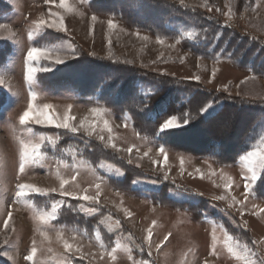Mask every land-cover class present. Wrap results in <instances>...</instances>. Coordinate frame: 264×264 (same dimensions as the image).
Returning <instances> with one entry per match:
<instances>
[{"label":"rangeland","instance_id":"obj_1","mask_svg":"<svg viewBox=\"0 0 264 264\" xmlns=\"http://www.w3.org/2000/svg\"><path fill=\"white\" fill-rule=\"evenodd\" d=\"M3 1L10 10L0 15V25H8L14 35L9 37L6 29L0 30V35L9 37L0 39V77L10 80L12 86L0 85V186L5 189L0 192V200L5 205V214L0 215V264H14L3 254L4 251L16 256L15 264H28L23 257L30 251L32 240L36 239L38 246L41 245L42 237L35 231L34 213L31 207L15 202V192L19 183L41 189H58L57 173L63 178H70L75 171L71 167L72 157L64 151L68 147L76 149L77 161L82 159L87 162L79 170L77 182L81 188L91 187V191H95L96 178L91 168L97 169V174L104 177L100 205H86L99 211L93 215L73 211L70 205L75 207L83 202L60 197L58 191H49L47 195L33 193L27 199L40 210H50L54 200H64L53 225L64 231L65 239L77 235L74 243L82 244L85 254L99 252L95 240V230L99 228L102 242L107 248L114 246L116 236L122 233V245L132 249L136 264L142 259L155 260V264H204L205 259L209 264H243L227 252L225 232L264 255V245L252 243L264 241V213L256 209V214H253V205L264 207V172L260 173L243 214L241 206L232 202V197L244 199L245 181L241 177L246 169L242 168L240 158L249 151L264 149V118L249 131V136L244 140L247 151L239 154L236 162L221 163L200 153L202 144L209 141L211 133L220 136L222 151L225 148L233 153L245 136L243 133L239 136L240 129L250 123V120L234 121L236 108L264 110V57L259 59L257 56V52L264 55V2L257 7L258 0H184L183 4L181 0H70L77 12L69 14L50 7L46 0ZM205 3L213 6L211 12L203 7ZM216 8L221 11L217 12ZM252 8H256V11H251ZM230 9L234 13L231 20L227 17ZM49 12L64 17L67 31L55 28L33 31L41 16L50 18ZM93 15L97 17L94 25L91 20ZM109 20L118 26L111 32L107 27ZM30 32H33L31 40ZM186 32L197 35L189 39L183 36ZM136 33H139V38ZM217 33H220V39H216ZM145 36L148 37L147 41L143 40ZM157 38L165 43L158 44ZM109 39L113 59L108 58ZM177 40H180L179 44ZM68 44L76 49L74 58L69 57L59 65L42 61L41 67L50 70L38 72L31 84L25 81V57L30 47H47L71 56ZM229 44L231 48L240 47V50L248 51V56L252 54L256 60L251 58L250 66L242 65L240 59L243 54L235 50L229 52ZM193 45L200 48L194 49ZM217 57L219 62H216ZM235 57L238 59L235 60ZM214 70L215 78L212 76ZM253 76L255 80L251 79ZM196 77L200 78L199 81ZM160 85H165V90L170 93L193 90L209 94L212 98L202 108L206 111H199L198 116H193L187 110L175 114L181 121L188 114L189 123L164 131L174 132L171 147L138 134L131 114L117 111L120 106L125 107L130 103L131 96L146 98ZM121 87L124 92L120 91ZM29 90L39 95L37 106L50 103L61 115L71 104V114L76 116L77 123L89 115L93 107L108 109L109 114L105 118L110 120L113 127L114 142L119 148L134 147L133 163H128L126 152L106 148L94 136L89 137L83 132L72 134L54 127L19 125V115L27 108ZM113 92L120 93V98L118 103L110 104ZM172 98L180 99L179 95H168L162 102L168 105ZM224 103L227 104L225 114L233 121L223 122L222 128H219L213 120ZM162 107L160 105L159 108ZM232 109H236L235 112ZM165 120L161 117L153 123L161 126ZM125 122L128 124L126 128L123 126ZM104 135L107 137L106 132ZM41 136L46 139L38 141ZM49 137L54 140L58 138L55 146L47 141ZM21 141L42 143L46 158L43 166L30 163L23 174L19 172ZM160 147H164L168 154V164L163 168L152 163L153 160L163 162ZM146 151L149 152L148 157L137 162V156H142ZM181 157L184 158L183 176L180 175ZM101 162L114 165L123 175L105 172L99 168ZM196 168L201 169L203 179H200L201 173H197ZM165 170L169 171L167 180L163 177ZM213 170L216 175L210 174ZM189 172L193 175L189 176ZM228 177L233 181L231 192L224 188L225 178ZM133 180L136 181L131 184ZM221 195L225 196L224 200L215 199ZM155 197L162 199L161 204L155 202ZM171 201L185 204L189 209H183ZM114 204L130 211L131 218H126L124 212ZM7 211L13 212L11 227L16 229L15 232H5L3 229ZM198 214L204 217L198 219ZM116 219L121 222L118 229L114 225ZM152 221H156L155 227ZM213 224L217 226L216 257L211 255ZM109 226L113 227V232L108 231ZM149 227H152L155 242L162 241L165 235L171 233L160 254L152 249V255L148 256L147 245H144L143 252L139 250ZM129 233L134 243L128 240ZM50 235L53 237L50 245L52 252L38 251L36 259L43 261V264H63L67 253L62 244L55 240V232L50 231ZM5 236L8 237L7 244L4 243ZM165 252L167 256L163 254ZM116 255L115 261L107 256L103 260H91V257L80 260L78 254L71 259L73 264H89L90 260L91 264H133V259H129L123 249Z\"/></svg>","mask_w":264,"mask_h":264},{"label":"snow or ice","instance_id":"obj_2","mask_svg":"<svg viewBox=\"0 0 264 264\" xmlns=\"http://www.w3.org/2000/svg\"><path fill=\"white\" fill-rule=\"evenodd\" d=\"M47 4L55 9H60L63 12L73 14L77 12V9L73 6L70 0H46ZM83 2V0H82ZM184 0H181L183 4ZM264 2V0H258L257 7L260 6V3ZM209 12L213 10V6L210 4L205 3L203 5ZM217 12H220V8L215 9ZM251 11L255 12L256 8H252ZM82 15V13H80ZM234 13L230 9L227 13V17L229 20L232 19ZM48 16L50 18L46 19L45 17L41 16L39 21L35 24V29L33 31H39L44 28L48 29H57L58 31H67V27L65 24L64 17L56 12H49ZM93 25L96 23L97 17L93 15L91 17ZM107 27L109 31H113L118 26L111 20L108 21ZM6 29L9 32V37L14 35L9 28L8 25H0V30ZM137 37L139 38V33H136ZM197 34L194 32H186L183 34L184 37L193 39ZM0 35V39L9 38ZM33 38V32L29 33V39ZM216 39H220V33H217ZM143 40L147 41L148 37H143ZM158 44L163 45L165 41L161 38H157L156 41ZM177 44L180 43V40L176 41ZM109 44V59H113L111 54V39L108 41ZM68 49L72 53L71 56L69 55H62L59 51L47 48V47H30L27 50L26 57H25V74L24 79L28 84H31L36 79V74L38 72H47L50 70L48 67H41L42 61H47L50 65H59L63 64L66 59L69 57L74 58L76 53V49L73 45L68 44ZM170 47H174V45H170ZM95 55V53H92ZM200 59H203L201 57ZM115 63L116 61L113 60ZM216 62H219V57L216 58ZM123 63H131L130 61H123ZM181 63H183V58H181ZM40 65L39 67H37ZM216 72L215 70L212 72L213 78H215ZM199 81V77L195 78ZM251 79L255 80L256 77L253 76ZM0 85H6L10 88L11 82L10 80H5L3 77H0ZM227 90V89H226ZM39 98V95L35 92L29 90V98L26 110L19 115L18 122L19 125L27 127L28 125L35 124L40 126L46 127H54L56 129H64L67 132L72 134H79L83 132L85 135L89 137H95L101 143L104 144L106 148H112L117 152H126L129 156L128 163L132 164L133 159L132 154L134 151V147L130 146L127 148H119L117 144L114 142L116 137L113 134V127L110 124V120L105 118L109 114V110L102 107H93L89 110V115H85L82 119L79 120L77 123L76 116L71 114L72 105L69 104L67 110L64 111L63 115L56 112L54 106L50 103H44L42 106H37L36 101ZM201 111H206V109H202ZM189 123V116L185 114V118L183 121L179 120L176 116H172L166 119L163 124L160 126V132H164L166 130L177 129L181 128ZM120 125H116L119 127ZM126 128L128 127L127 122L123 124ZM30 131V129H29ZM107 133V137H105L104 133ZM46 138L41 136L38 137V141H44ZM47 141L51 143L53 146L57 144V139L47 138ZM21 149L19 155V172L23 174L26 170V166L31 164L43 166L45 162V156L42 151V143L37 141H21ZM72 157V164L71 167L75 170L74 173L71 175L70 178H63L57 173V179L59 180V187L51 188V189H41L36 187L35 185L26 184V183H19L17 185V190L15 192L16 203L22 204L31 207L34 216L33 219L36 221V233L42 237L41 245L38 246L36 239L32 240L30 251L27 255L23 257L28 264H43V261H38L36 259L38 251L40 252H52V248L50 245L53 242V237L50 235V231L55 232V240L62 244L63 250L67 253L64 257L63 264H73L71 257L74 255H79L80 260H85L91 257V260H95L99 258L103 260L105 256H107L112 261L117 259V252L123 249L128 253L129 259H133L132 257V249L130 247L122 245V233L116 236L114 241V246L111 248H107L105 244L102 242L101 238V231L99 228L95 230V240L99 245V252H89L85 254L83 250V245L80 243H74L77 241V235L73 234L69 239H65L64 231L62 229H56L53 225V222L57 220L58 214L60 210L63 208L65 203L64 200H54L50 205V210L44 209L40 210L37 209L36 206L27 199L33 193L35 194H43L47 195L50 192L56 193L59 192V196L63 198H69L74 201L83 202L80 203L78 206H69L71 210L82 212L85 215H93L99 211L96 207H87L86 205H100L101 203V196H102V185L105 183L103 175L97 174V169L91 168L92 174L96 178V183L94 184L95 191H91V187L81 188L78 181L80 175V168L84 166L87 162L84 160L77 161L76 157V149L68 147L64 150ZM138 151V150H137ZM151 151V149H149ZM159 153L163 156V162L153 160L152 163L154 165H158L160 167H164L168 164V154L164 147L159 148ZM149 152L146 151L143 153L142 156H137V162L144 157H148ZM241 166L246 171L242 175V179L245 181L244 183V192H243V200H237L235 197H232L233 204H239L241 206V214H243V208L248 202L249 195L252 192V189L259 179V175L261 172H264V149H257L255 151H249L246 155L240 158ZM63 163V162H62ZM65 166H68L65 164ZM211 167V166H209ZM99 168H103L105 172L108 173H115L117 175H123L119 168H115L114 165H105L103 162L100 163ZM195 171L197 173H201L200 168H196ZM211 175H216L217 173L213 170L210 173ZM180 175H184V158H180ZM189 176H192L193 173L189 172ZM222 175V173H221ZM163 177L165 180L169 179V171L165 170L163 173ZM203 173L200 175V179H203ZM226 182L224 184L225 191L231 192L233 188V181L230 177L225 178ZM70 186V187H69ZM2 186H0V192H2ZM218 200H224L225 196L221 195L215 197ZM110 203V202H108ZM123 201H121L122 205ZM114 207L120 208L124 212L126 218H131L132 213L126 209L118 205H113ZM5 205L3 200H0V215H4ZM256 209H258L259 213H264V207H260L259 205H253V214H256ZM110 218V217H109ZM13 221V212L7 211L6 218L3 219V229L5 232L12 231L15 232L16 229L11 227ZM101 224L104 223L103 220L100 221ZM120 220L116 219L114 221L115 228L118 229L120 227ZM156 221H152V226L155 227ZM216 225L213 224L212 233H211V255L216 257V245H217V236H216ZM223 227L222 225L220 226ZM109 232H113V227H108ZM225 240L224 244L226 246L227 252L234 257L235 259L242 261L243 264H264V255H261L258 251H254L252 248L248 246V244H241L240 241L235 238L233 235L228 234L227 232L224 233ZM171 233H168L164 236L163 240L160 242H155L153 239V230L152 227L146 229V235L143 237L142 243L139 245V250L141 252L144 251V245H147L148 248V256L152 255V249H155L158 254L161 253L162 249L166 246V242L169 241V237ZM128 240L134 243L133 237L129 233ZM71 241V242H70ZM46 242V243H45ZM4 243H8V237L5 236ZM253 244L257 245H264V241H253ZM91 247V245H89ZM4 255L8 257L9 260L13 261L15 264L16 256L8 251L3 252ZM165 256L168 253H163ZM207 255V252L205 253ZM91 260L89 264H91ZM133 264H136V261L133 259ZM139 264H155V260H147L142 259L140 260ZM204 264H209V261L205 259Z\"/></svg>","mask_w":264,"mask_h":264},{"label":"trees","instance_id":"obj_3","mask_svg":"<svg viewBox=\"0 0 264 264\" xmlns=\"http://www.w3.org/2000/svg\"><path fill=\"white\" fill-rule=\"evenodd\" d=\"M10 10L9 7L5 6L4 1L0 0V15L3 14L5 11ZM9 12V11H8ZM194 49L195 48H200L197 45H193ZM230 47V48H229ZM229 52L230 50H235L236 53H240L243 54L242 58L240 59V63L242 65H249L250 66V61L251 58H253L254 60H256L255 56L253 57L252 54H250L248 56V51H242L240 50V47H234L231 48V45L229 44ZM203 50V49H201ZM257 56H259V59H263L262 57H264V55H260V53L257 52ZM256 56V57H257ZM234 58V57H233ZM240 58V57H239ZM238 59L235 57V60ZM259 63H261V61H259ZM258 70H259V66H258ZM111 81V80H110ZM113 84L115 83V81L112 82ZM119 84V83H118ZM111 89V87H110ZM115 89V88H114ZM166 86L165 85H160L158 87V89L150 96L146 97V98H141V96L139 95H133L130 98V103L127 105H124L125 107H121L119 108V110L117 111H123V112H129L131 114V118L133 119V125L136 128V131L138 134H143L145 137L148 138H153L156 139L158 141L159 144H162L164 146H173V140L175 138L174 132L171 133H167V132H160L159 131V127L154 125L153 122H155L157 119L163 117V118H170L172 116H176L175 114H179L180 111L183 110H187L189 111L193 116H198V112L201 111V109L207 104L209 103L212 98L210 97L209 94L206 93H198L197 91H193V90H188V91H180L177 90L176 93H170L167 92L166 90ZM123 87L120 88V91H123ZM116 91V90H115ZM124 92V91H123ZM166 93H170L167 94ZM171 97V95H179V100L178 99H173L172 101L169 102L168 105H166L165 102H162V100H164V98L166 96ZM120 98V93L118 92H113L110 96V104L112 102H116L118 103ZM170 100V98L168 99ZM168 102V101H167ZM109 104V105H110ZM163 106L162 109H160L159 107ZM226 106L227 104L224 103V107L222 108V110L220 111V113L215 117V119L213 120V122H215V124H217V126L219 128H222L223 126V122L227 123H231L233 121V119L231 120L230 118H228V116L225 114L226 112ZM237 109V110H236ZM236 109H232L234 113L235 117L234 121L237 120V123L241 122V120H250L248 123L249 124H245V126L243 128H241L239 131L241 132L239 136L245 135L243 137V139L237 137V139H241L239 146H237L236 150L232 153V152H227V149L224 148V152L222 151V142H221V138L220 136L216 135V133H211L210 134V138L208 142H205L202 144L201 149H200V153L204 156H206L207 158L213 159L217 162H221V163H228V162H236V160L238 159L239 154L242 155L243 153H245L246 147H245V139L249 136V131L253 130V128L256 127L257 123L264 118V110L261 109H253L250 107H247L245 109H238V107ZM174 110H176V113H174ZM145 114H151V116H145ZM238 115V116H237ZM248 116V117H247ZM247 117V119H246ZM231 120V121H230ZM224 123V124H225ZM154 126V127H153ZM250 131V132H251ZM220 139V140H219ZM136 181L133 180L131 181V184ZM131 184L128 187V191H131ZM121 185V184H120ZM166 199V198H165ZM155 202L160 203L162 202V199H158L157 197H155ZM165 202V201H164ZM173 201H171L172 203ZM173 204H177L178 206L182 207L183 209H189L185 204H181V203H176L173 202ZM204 216L198 214V219H202Z\"/></svg>","mask_w":264,"mask_h":264},{"label":"clouds","instance_id":"obj_4","mask_svg":"<svg viewBox=\"0 0 264 264\" xmlns=\"http://www.w3.org/2000/svg\"><path fill=\"white\" fill-rule=\"evenodd\" d=\"M2 190H3V191H5V189H4V188H2Z\"/></svg>","mask_w":264,"mask_h":264}]
</instances>
